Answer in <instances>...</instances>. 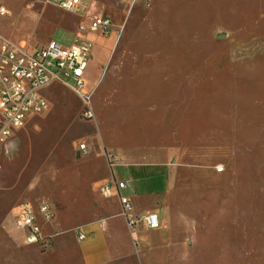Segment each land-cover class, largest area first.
I'll use <instances>...</instances> for the list:
<instances>
[{
  "label": "rangeland",
  "instance_id": "374dc122",
  "mask_svg": "<svg viewBox=\"0 0 264 264\" xmlns=\"http://www.w3.org/2000/svg\"><path fill=\"white\" fill-rule=\"evenodd\" d=\"M0 5V35L17 46L85 34L94 112L54 82L41 91L46 108L6 142L0 264H84L75 230L96 224L126 246L124 264H264V0ZM94 14L113 20L111 35L78 29ZM111 175L158 229L130 232L99 191ZM22 201L50 213L37 215V241L15 223Z\"/></svg>",
  "mask_w": 264,
  "mask_h": 264
},
{
  "label": "built area",
  "instance_id": "2783aa9c",
  "mask_svg": "<svg viewBox=\"0 0 264 264\" xmlns=\"http://www.w3.org/2000/svg\"><path fill=\"white\" fill-rule=\"evenodd\" d=\"M63 11L76 13L82 0H43ZM128 1V0H126ZM133 2L135 0H132ZM6 8L0 5V16L8 15ZM113 23L106 15L95 16L89 23H79L78 29L84 33H98L100 36L111 35ZM91 43L85 38L77 37L71 44L64 45L56 40H49L38 47H20L0 35V153L6 142L19 130L26 119L38 114L47 106V100L41 91L54 82L71 89L83 105L88 118L94 117L91 106L93 89L87 85L85 70L89 60ZM80 152L85 151V143L77 146ZM223 167H218L220 172ZM127 181L118 180L113 175L104 180L99 191L106 199H116L120 214L130 232L137 226L147 230L160 227V218L156 213L135 216L128 196L121 194ZM15 223L28 232V238L37 241L40 238V227L37 215L49 219L46 205L37 208L28 201L16 206ZM76 237L83 240L88 231L83 226L77 227Z\"/></svg>",
  "mask_w": 264,
  "mask_h": 264
},
{
  "label": "crops",
  "instance_id": "0c3cea01",
  "mask_svg": "<svg viewBox=\"0 0 264 264\" xmlns=\"http://www.w3.org/2000/svg\"><path fill=\"white\" fill-rule=\"evenodd\" d=\"M89 1L90 0H82L80 8L82 10H86L89 6ZM103 15H105V14H103ZM95 16H99V15L94 14L87 22L80 21L79 23L87 24ZM107 17H109V16H107ZM111 21L114 24L112 19H111ZM97 35L100 37V35L98 33H97ZM80 38H85V34L82 35V37H80ZM87 67H88V64H87ZM87 67H86V69H87ZM85 73H86V70H85ZM86 81H87L88 87L90 88L91 85L88 82L87 78H86ZM30 117H28V118H30ZM27 119H26V121H27ZM106 179H104V180H106ZM103 181H101V183ZM112 200H114L117 203V205L119 206V203L116 199H112ZM119 208H120V206H119ZM138 227L143 228L141 226H138ZM143 229H145V228H143ZM145 230H147V229H145ZM87 231H88V235L83 240L78 242L80 255H81V258H82V261L84 264H124V260L127 257L126 255L128 253L127 248L124 244H122V242L118 243L116 241V236L114 235V233L110 229L103 228V227L96 224V225H93L92 227H90V229Z\"/></svg>",
  "mask_w": 264,
  "mask_h": 264
}]
</instances>
